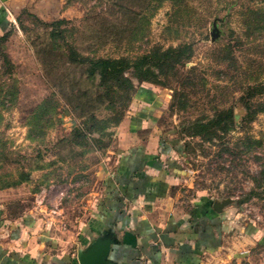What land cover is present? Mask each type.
I'll use <instances>...</instances> for the list:
<instances>
[{"label": "rangeland", "instance_id": "rangeland-1", "mask_svg": "<svg viewBox=\"0 0 264 264\" xmlns=\"http://www.w3.org/2000/svg\"><path fill=\"white\" fill-rule=\"evenodd\" d=\"M258 7L264 0H0V66L2 54L13 62L0 74V186L31 172L0 189V213L35 214L76 239L98 209L124 119L145 102L182 170L184 204L205 193L242 234L261 233L228 264H264V93L251 95L264 81V28L245 13ZM187 45L182 61L163 55ZM145 55L125 72L129 88L88 80L80 62ZM225 110L228 130L194 134L195 122Z\"/></svg>", "mask_w": 264, "mask_h": 264}, {"label": "crops", "instance_id": "crops-1", "mask_svg": "<svg viewBox=\"0 0 264 264\" xmlns=\"http://www.w3.org/2000/svg\"><path fill=\"white\" fill-rule=\"evenodd\" d=\"M142 103L134 122L128 115L123 121L129 131L123 132L114 169L106 173L95 216L80 236L58 238L35 214L11 220L2 212L0 264H80L79 250L109 227L117 239L110 258L117 264H228L246 251L243 244L259 240V232L242 234L237 220L229 219L232 213L214 208L205 193L184 204L182 170L171 163L175 152L164 149L162 134L151 129L148 103Z\"/></svg>", "mask_w": 264, "mask_h": 264}, {"label": "trees", "instance_id": "trees-1", "mask_svg": "<svg viewBox=\"0 0 264 264\" xmlns=\"http://www.w3.org/2000/svg\"><path fill=\"white\" fill-rule=\"evenodd\" d=\"M245 13L252 16L253 20L257 21L258 24H260L259 29L264 28V7H258V8H248ZM68 20H61L58 21V23H64ZM191 48L190 46H179V47H170L168 49H165L163 51V55L173 57L176 56L179 61H182L183 58H189L191 56ZM190 50V51H189ZM77 52V51H76ZM186 54H189L187 56ZM2 62L3 67L0 66V74L4 73V69L9 70L10 67H13V62L9 58L7 54H2ZM79 56V53H78ZM186 56V57H185ZM150 56L145 55L138 59L137 61H132V59L127 57H119V58H112L109 56H98L96 58H84L82 57L81 63H88V66L86 68V75L88 80L95 82L97 79H101L103 83H107L109 81H116L117 83H122L123 85H126L127 88L130 86L133 87L132 80L126 76V71L131 69L132 67L139 68L140 63L143 62V60H148ZM77 61V60H74ZM138 77V76H137ZM143 79H146L147 77H139ZM103 84V85H104ZM253 87V93L251 95L255 94H263L264 93V81L260 82ZM82 94H88L87 89ZM259 112H264V103L260 105ZM230 118V124H233V112L231 110H225L217 113L214 117L206 119V120H199L194 123V134L199 136H209L212 138L213 134H216L219 130H228V123L224 122L225 119ZM31 178V172H26L23 175V178L20 180H17L12 183H7L5 185L0 186V189H5L8 187L16 186L19 183H22L24 181H28Z\"/></svg>", "mask_w": 264, "mask_h": 264}, {"label": "water", "instance_id": "water-1", "mask_svg": "<svg viewBox=\"0 0 264 264\" xmlns=\"http://www.w3.org/2000/svg\"><path fill=\"white\" fill-rule=\"evenodd\" d=\"M214 29L211 33L213 41L217 40L221 32L217 26V19L213 23ZM217 210H222L220 204L216 203ZM112 227L105 228L102 233L85 248L79 250L78 259L80 264H117L110 258L113 244L117 243V239L113 235Z\"/></svg>", "mask_w": 264, "mask_h": 264}]
</instances>
